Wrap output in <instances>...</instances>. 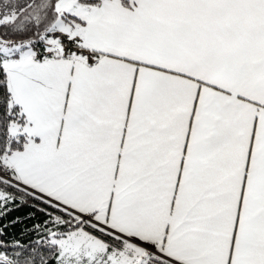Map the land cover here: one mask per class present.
I'll return each mask as SVG.
<instances>
[{
  "label": "snow or ice",
  "instance_id": "snow-or-ice-1",
  "mask_svg": "<svg viewBox=\"0 0 264 264\" xmlns=\"http://www.w3.org/2000/svg\"><path fill=\"white\" fill-rule=\"evenodd\" d=\"M21 209L0 264H264V0H0Z\"/></svg>",
  "mask_w": 264,
  "mask_h": 264
},
{
  "label": "trees",
  "instance_id": "trees-1",
  "mask_svg": "<svg viewBox=\"0 0 264 264\" xmlns=\"http://www.w3.org/2000/svg\"><path fill=\"white\" fill-rule=\"evenodd\" d=\"M24 213H25V210H23V209L10 213L7 217L0 220V225L8 223L11 219L15 218L16 216H22V215H24ZM22 227H23V225L17 224L13 227L8 228L7 229V232L9 233L8 238H11L12 236L18 237Z\"/></svg>",
  "mask_w": 264,
  "mask_h": 264
}]
</instances>
